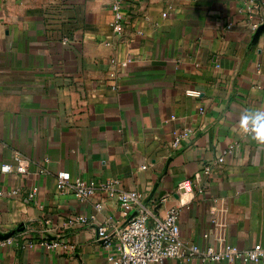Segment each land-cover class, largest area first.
Returning a JSON list of instances; mask_svg holds the SVG:
<instances>
[{
  "label": "crops",
  "instance_id": "crops-1",
  "mask_svg": "<svg viewBox=\"0 0 264 264\" xmlns=\"http://www.w3.org/2000/svg\"><path fill=\"white\" fill-rule=\"evenodd\" d=\"M257 110L264 0H0V190H18L0 198V264H104L94 227L70 220L102 202L98 222L117 223L116 200L80 202L59 173L116 181L157 217L179 207L199 247L264 246V142L241 127ZM16 155L25 176L2 171Z\"/></svg>",
  "mask_w": 264,
  "mask_h": 264
},
{
  "label": "built area",
  "instance_id": "built-area-1",
  "mask_svg": "<svg viewBox=\"0 0 264 264\" xmlns=\"http://www.w3.org/2000/svg\"><path fill=\"white\" fill-rule=\"evenodd\" d=\"M113 15L112 32L120 41H123V26L126 22L124 11L120 3L111 6ZM248 135L254 134L253 126L249 125ZM179 138L174 141L178 146ZM219 158L218 162H222ZM28 163L21 156L14 157V164L3 166L2 171L15 173L22 176L28 174ZM43 172V171H42ZM57 185L61 191L70 190L80 202L108 193L109 198L116 200L120 220L113 222L108 216L98 222V214L104 208L102 202L94 205L95 214L89 216H75L70 220L71 224L80 226H93L96 240L105 251L104 264H168L170 261L190 262L198 260L201 263H214L218 261L239 260L243 263L264 264V246L254 245L250 250L243 251L235 247L223 246L220 250L213 247H199L190 240L182 238L179 227V207H171L162 217L152 215L142 198L136 192L114 193L117 182L94 183L83 179L72 180L68 173L56 175ZM182 186L190 192L189 181ZM18 194V190H0V198H10ZM37 194V188H33L28 194L27 200H33ZM6 243H10L9 240ZM33 243L27 245L32 248ZM51 243L47 248L56 247Z\"/></svg>",
  "mask_w": 264,
  "mask_h": 264
},
{
  "label": "clouds",
  "instance_id": "clouds-1",
  "mask_svg": "<svg viewBox=\"0 0 264 264\" xmlns=\"http://www.w3.org/2000/svg\"><path fill=\"white\" fill-rule=\"evenodd\" d=\"M249 121L253 125L255 138L264 142V110H257L242 117L241 127L245 132L249 130L247 127Z\"/></svg>",
  "mask_w": 264,
  "mask_h": 264
}]
</instances>
